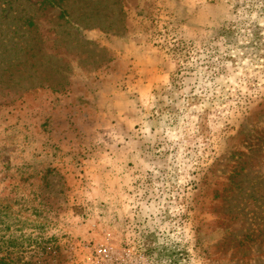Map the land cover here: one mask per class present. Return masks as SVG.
<instances>
[{"label":"rangeland","instance_id":"374dc122","mask_svg":"<svg viewBox=\"0 0 264 264\" xmlns=\"http://www.w3.org/2000/svg\"><path fill=\"white\" fill-rule=\"evenodd\" d=\"M111 1L0 0V264H264V0Z\"/></svg>","mask_w":264,"mask_h":264},{"label":"trees","instance_id":"16d2710c","mask_svg":"<svg viewBox=\"0 0 264 264\" xmlns=\"http://www.w3.org/2000/svg\"><path fill=\"white\" fill-rule=\"evenodd\" d=\"M88 2H85V0H61V19L64 20L66 25H72L75 26L76 31L78 29L84 28L89 26V24H95V21H91L94 20L93 16L96 15V13L93 15L94 10L98 7L97 4H99L100 2H105L106 4H109V1L111 0H92V5L94 6V9L90 12H86V11H82L81 13H79V15L77 17H72V12L68 11V8L70 5H74L76 3H82V5H85L89 2H91V0H86ZM117 1L118 0H113L110 2V4H112L113 6H117ZM119 3V1H118ZM86 9V8H85ZM121 13V9L118 10ZM98 12V11H97ZM119 14V13H118ZM93 15V16H92ZM104 18L106 19L107 16L104 15ZM104 24H106L105 22H103ZM99 24V23H98ZM109 26V25H107ZM96 28H99L101 31H105L108 29V27H104L102 25H97Z\"/></svg>","mask_w":264,"mask_h":264}]
</instances>
